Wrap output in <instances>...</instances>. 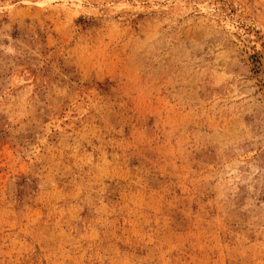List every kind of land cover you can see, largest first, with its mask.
I'll return each mask as SVG.
<instances>
[{
  "label": "rangeland",
  "instance_id": "374dc122",
  "mask_svg": "<svg viewBox=\"0 0 264 264\" xmlns=\"http://www.w3.org/2000/svg\"><path fill=\"white\" fill-rule=\"evenodd\" d=\"M0 264H264V0H0Z\"/></svg>",
  "mask_w": 264,
  "mask_h": 264
}]
</instances>
